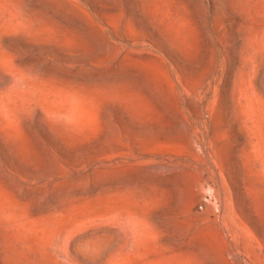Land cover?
<instances>
[{
    "label": "rangeland",
    "instance_id": "rangeland-1",
    "mask_svg": "<svg viewBox=\"0 0 264 264\" xmlns=\"http://www.w3.org/2000/svg\"><path fill=\"white\" fill-rule=\"evenodd\" d=\"M0 264H264V0H0Z\"/></svg>",
    "mask_w": 264,
    "mask_h": 264
}]
</instances>
